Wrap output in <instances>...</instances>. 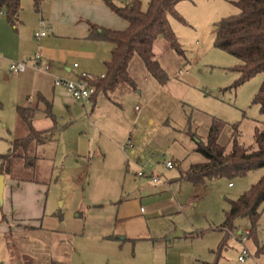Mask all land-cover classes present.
<instances>
[{
    "label": "rangeland",
    "instance_id": "374dc122",
    "mask_svg": "<svg viewBox=\"0 0 264 264\" xmlns=\"http://www.w3.org/2000/svg\"><path fill=\"white\" fill-rule=\"evenodd\" d=\"M141 1L147 9L149 0ZM114 2L123 6L130 0ZM176 10L179 17L170 15L169 20L183 54L161 37L154 44L156 59L169 75L167 83L160 84L136 58L130 66L135 88L122 84L99 95L93 109L90 105L88 111L64 120L69 125L63 126L58 140L49 143L48 160H41L39 168L14 169L18 177L47 182L42 225L66 236L65 251L72 264H155L167 256L172 262L179 252L203 254L212 261L222 240L219 264H241L238 256L244 245L252 255L244 264H264V209L256 227L249 218H239L226 240V232L221 230L231 201L256 184L264 168L205 185L180 181L181 171L204 158L191 150V139L185 135L176 138L174 131L189 117L191 131L206 138L210 123L218 119L225 123L220 135L227 144L232 126L237 124L241 143L254 147L255 130L263 127L256 97L264 73L240 82L236 70L240 60L215 45L221 21L239 12L233 0H183ZM9 127L13 130L15 124ZM129 139L136 145L135 154L125 149ZM167 160L175 162L173 170L164 168ZM149 165L156 174L173 180L170 188L159 192L163 198L144 194L141 188L138 172ZM168 193L182 209L151 214L149 201H162ZM125 198L143 201L137 210L141 216H118ZM179 230L184 231L181 238L175 235ZM246 231L252 235L243 245L239 234ZM20 241V237H12L13 249L26 246L34 264L50 263L43 235L29 233L28 239Z\"/></svg>",
    "mask_w": 264,
    "mask_h": 264
},
{
    "label": "crops",
    "instance_id": "0c3cea01",
    "mask_svg": "<svg viewBox=\"0 0 264 264\" xmlns=\"http://www.w3.org/2000/svg\"><path fill=\"white\" fill-rule=\"evenodd\" d=\"M42 21L49 32L46 36L37 39L35 33L42 27ZM92 25L118 30L125 28V22L108 8L105 0H42L38 10L34 7L33 0H22V10L15 26H12L6 15L0 12V56L3 57L0 63V155L8 154L13 142L25 137L30 132V127L26 123L28 130L21 125L20 107L32 106L36 109L33 117L35 129L42 131L56 127V134L50 142L41 146L32 144L28 148L30 155L39 156L35 166L27 167L22 159L12 158L9 165L10 172L0 173L5 175L6 182L4 204L0 205V264H34L35 260L31 249L26 246L18 248L14 246L13 249L11 246L12 237H20V242H23L22 240L29 238V233L31 235L39 233L47 240L48 243L44 248L46 253H49V264L54 261L72 264L70 255L65 251L66 236L60 230L43 228L42 225L44 192L47 182L25 176L18 177L14 174V169L24 168L27 172L29 169L39 168L41 160H48L45 155L46 150L49 149L47 148L49 143L58 140L63 126L69 125V123H64V120L79 116L84 109L88 111L90 105L92 109L97 106L99 95L89 106L85 107L83 104L75 102L64 87L54 84L55 77L78 79L84 73L101 76L106 74V62L112 57L114 45L91 38ZM36 54H40L43 60L50 65L48 73L35 72L31 69L19 74L10 71L11 61H31ZM75 64L78 66L76 67ZM12 123L15 124V129L10 130L9 126ZM186 125L187 122L180 130L174 129L175 137L185 135L191 139L194 142L191 150L195 152L197 141L183 131ZM193 127L195 128V126ZM199 135L205 137V135ZM219 142L222 145H227L221 135ZM128 143L134 146L132 154H135L137 152L136 145L131 139L125 145ZM124 146L121 147V150L126 153ZM18 162L22 163L21 167ZM192 164L184 171H187ZM1 168L2 160H0V171ZM148 168L155 173V168L152 165H149ZM173 169H166V171ZM156 175L160 177V181L157 183L143 177L139 178V182L145 191L144 194L162 197L163 195L159 192L170 188L173 180L163 178L160 174ZM229 185L233 187L231 183ZM167 195L168 197L162 201H149L148 206L151 207V214H168L182 209L176 198H173L169 193ZM125 201L127 202L120 205L119 208L118 216L120 218L141 216L137 210L139 204H142V200L125 198ZM176 233L177 238L184 236L182 230ZM223 241L217 246L216 257L212 258L211 256L212 261H209L208 256H203V254L198 256L194 252H179L172 262L167 256L165 261L155 264H219ZM210 250L215 251V249ZM239 263L244 264L246 260L239 261Z\"/></svg>",
    "mask_w": 264,
    "mask_h": 264
},
{
    "label": "trees",
    "instance_id": "16d2710c",
    "mask_svg": "<svg viewBox=\"0 0 264 264\" xmlns=\"http://www.w3.org/2000/svg\"><path fill=\"white\" fill-rule=\"evenodd\" d=\"M38 10L42 0H33ZM183 0H149L147 9L141 0H130L121 6L114 0H105L108 8L125 22L124 29H109L92 25L91 38L110 42L114 45L111 59L106 62L107 71L104 76L95 77L91 84L96 92L92 101L101 94L107 95L122 84L133 88L136 82L130 73V66L136 58H140L148 73L160 84L169 80V75L156 59L154 44L158 38L165 39L169 46L183 54V50L171 28L169 16L179 17L176 4ZM239 12L225 18L216 29L215 45L240 60L236 70L240 74V82H245L259 73H264V0H233ZM22 10V0H0V12L8 22L15 26ZM263 115V127L255 130V146H245L240 141L239 125L232 126L229 144L219 142L220 134L225 127L221 120L214 119L206 138L191 131L192 120L188 117L185 131L197 141L195 152L204 161L192 164L187 171H181L179 180L189 181L195 185L227 178L244 177L248 173L264 168V80L256 97ZM35 108L20 107L22 120L30 127L25 137L15 140L10 152L0 155L2 168L0 173L10 172L12 158H20L27 167L36 165L37 155H30L28 148L32 144L41 146L50 142L56 127L49 130H37L33 127ZM264 209V175L248 191L238 199L231 201L225 213V221L221 226L225 240L234 229L235 220L249 218L253 227L258 225L261 210ZM252 235L250 231L249 236ZM224 243V241H223ZM223 245V244H222ZM52 264H62L52 262Z\"/></svg>",
    "mask_w": 264,
    "mask_h": 264
},
{
    "label": "built area",
    "instance_id": "2783aa9c",
    "mask_svg": "<svg viewBox=\"0 0 264 264\" xmlns=\"http://www.w3.org/2000/svg\"><path fill=\"white\" fill-rule=\"evenodd\" d=\"M49 30L42 21V27L38 32L35 33V37L40 39L48 34ZM3 57L0 56V63L2 62ZM77 67L78 65L75 64ZM31 69L35 72H45L48 73L50 70V65L45 62L40 54H36L33 60H21V61H11L10 62V71L15 74ZM95 77L89 74H82L78 79H65L61 77H55L54 84L56 86H62L65 88L69 96L75 101L83 104L85 107L89 106L92 102V98L96 92L95 86L91 84V80ZM133 149L134 146L131 143L125 145V149ZM166 169H173L175 167V162L173 160H167L165 162ZM139 177L149 178L152 182L157 183L160 181V177L156 175L151 169L147 167H141V170L138 172ZM250 231L240 234V242L244 245L247 241ZM251 254L248 249L245 247L239 255V261L244 262L247 257Z\"/></svg>",
    "mask_w": 264,
    "mask_h": 264
},
{
    "label": "water",
    "instance_id": "95a60500",
    "mask_svg": "<svg viewBox=\"0 0 264 264\" xmlns=\"http://www.w3.org/2000/svg\"><path fill=\"white\" fill-rule=\"evenodd\" d=\"M5 175L0 174V205L2 206L4 204V191H5Z\"/></svg>",
    "mask_w": 264,
    "mask_h": 264
}]
</instances>
